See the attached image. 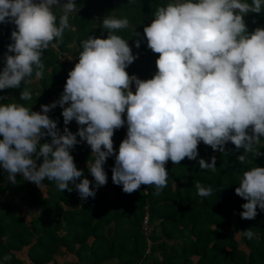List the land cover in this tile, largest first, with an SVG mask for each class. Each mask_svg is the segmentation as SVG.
Masks as SVG:
<instances>
[{
	"label": "clouds",
	"instance_id": "clouds-1",
	"mask_svg": "<svg viewBox=\"0 0 264 264\" xmlns=\"http://www.w3.org/2000/svg\"><path fill=\"white\" fill-rule=\"evenodd\" d=\"M78 11L76 0H0V25L15 26L2 59L0 91L22 87L19 100H32L33 81L44 79V52L63 44L70 16ZM251 13H264V0H171L157 6L143 28L147 47L159 54L157 72L146 80L126 70L138 59L117 34L129 28V20L105 16L100 28L107 37L80 41L78 62L58 101L33 111L23 103H4L8 96L0 95V168L7 181L16 185L20 174L41 189L47 180L86 201L107 185L104 165L115 156L112 182L124 193L147 185L159 195L167 187L166 164L197 161L201 142L221 153L231 142L236 151L243 149L236 157L241 165L249 155H264L257 147L264 138V27L248 30L245 18ZM57 105L62 132L49 116ZM72 121L79 125L76 133L67 127ZM125 123L117 154L113 136ZM81 142L94 156L87 162L94 187L71 154ZM197 162L201 171L217 168L215 156L210 163ZM238 185L235 194L246 201L239 215L252 220L258 209L264 211V167L242 171ZM194 187L201 198L213 193L199 182ZM241 233L249 240L255 236L251 229ZM11 259L5 255L0 264Z\"/></svg>",
	"mask_w": 264,
	"mask_h": 264
},
{
	"label": "trees",
	"instance_id": "trees-1",
	"mask_svg": "<svg viewBox=\"0 0 264 264\" xmlns=\"http://www.w3.org/2000/svg\"><path fill=\"white\" fill-rule=\"evenodd\" d=\"M168 2L171 0H76L80 11L70 16L71 29L65 31L63 44L44 52V79L33 81L32 100H19L21 87L0 91V95L8 96L3 102L23 103L40 111L41 105L58 101L69 71L78 62L80 41L88 35L106 38L107 32L100 25L110 14L129 20V28L117 34L128 40L138 59L126 70L139 74L141 80L152 78L157 72L159 54L147 47L143 28L151 23L157 6ZM245 20L250 32L264 27V13H251ZM14 27L0 25V70ZM135 31L141 36L135 37ZM138 38L141 47L137 49ZM61 113L62 108L57 105L49 116L58 121L62 132L65 125ZM122 118L126 121V112ZM67 127L76 133L79 125L72 121ZM126 133V123L114 133L117 154ZM257 147L264 152V138ZM198 151L197 161L205 158L210 163L211 157H216V170L201 171L197 161L187 158L177 165L169 161L167 187L159 195L154 194V186L147 185L131 194L124 193L122 185L112 182L115 156L104 165L107 185L97 190L94 199L86 201L77 191L61 192L54 182L47 180L40 189L24 181L20 174L17 184L12 185L0 168V260L11 255L6 264H264V211L258 209L252 220L242 219L239 212L246 201L235 194L242 171L264 167V155H249L247 163L241 165L236 157L243 149L236 151L231 142L225 153L213 151L203 142ZM71 154L77 168L84 171L94 187V178L87 168L88 160H94L90 146L81 142ZM196 182L211 186L212 195H196ZM248 229L255 233L252 240L241 233ZM24 248L28 260L18 255ZM67 253L74 257L59 261L57 256Z\"/></svg>",
	"mask_w": 264,
	"mask_h": 264
},
{
	"label": "rangeland",
	"instance_id": "rangeland-1",
	"mask_svg": "<svg viewBox=\"0 0 264 264\" xmlns=\"http://www.w3.org/2000/svg\"><path fill=\"white\" fill-rule=\"evenodd\" d=\"M26 250H27V248H24L23 251L18 252V255L20 257H22L23 259L28 260V256H27ZM57 257H58L59 261H63V260H70V259H72L74 257V255L71 254V253H67L65 255H58Z\"/></svg>",
	"mask_w": 264,
	"mask_h": 264
},
{
	"label": "built area",
	"instance_id": "built-area-1",
	"mask_svg": "<svg viewBox=\"0 0 264 264\" xmlns=\"http://www.w3.org/2000/svg\"><path fill=\"white\" fill-rule=\"evenodd\" d=\"M129 75H135V76H137L139 79H140V75L139 74H129ZM131 88H132V91L133 92H135V85H134V83H133V85L131 86ZM144 223H145V225H147L148 224V217L146 216L145 217V219H144Z\"/></svg>",
	"mask_w": 264,
	"mask_h": 264
},
{
	"label": "crops",
	"instance_id": "crops-1",
	"mask_svg": "<svg viewBox=\"0 0 264 264\" xmlns=\"http://www.w3.org/2000/svg\"><path fill=\"white\" fill-rule=\"evenodd\" d=\"M24 212H26V208L24 209ZM28 219H30V217H27Z\"/></svg>",
	"mask_w": 264,
	"mask_h": 264
}]
</instances>
